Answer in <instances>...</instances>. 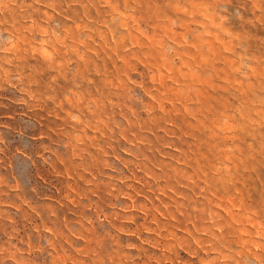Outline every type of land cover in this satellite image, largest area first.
Here are the masks:
<instances>
[{
    "label": "rangeland",
    "instance_id": "374dc122",
    "mask_svg": "<svg viewBox=\"0 0 264 264\" xmlns=\"http://www.w3.org/2000/svg\"><path fill=\"white\" fill-rule=\"evenodd\" d=\"M0 264H264V0H0Z\"/></svg>",
    "mask_w": 264,
    "mask_h": 264
}]
</instances>
